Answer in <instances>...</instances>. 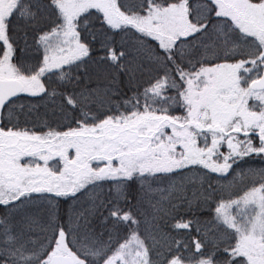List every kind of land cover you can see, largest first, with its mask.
<instances>
[{
    "label": "snow or ice",
    "instance_id": "snow-or-ice-1",
    "mask_svg": "<svg viewBox=\"0 0 264 264\" xmlns=\"http://www.w3.org/2000/svg\"><path fill=\"white\" fill-rule=\"evenodd\" d=\"M0 264H264V0H0Z\"/></svg>",
    "mask_w": 264,
    "mask_h": 264
}]
</instances>
